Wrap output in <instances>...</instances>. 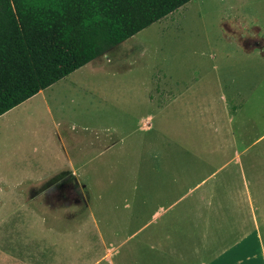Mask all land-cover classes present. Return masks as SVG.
<instances>
[{"label": "rangeland", "instance_id": "1", "mask_svg": "<svg viewBox=\"0 0 264 264\" xmlns=\"http://www.w3.org/2000/svg\"><path fill=\"white\" fill-rule=\"evenodd\" d=\"M57 162L75 170L85 209L54 190L24 204L15 230L53 264H82L88 246L99 258V237L126 240L116 253L135 264H163L200 196L202 221H229L246 194L264 207V0H191L1 116L5 213L6 192L26 199Z\"/></svg>", "mask_w": 264, "mask_h": 264}, {"label": "trees", "instance_id": "2", "mask_svg": "<svg viewBox=\"0 0 264 264\" xmlns=\"http://www.w3.org/2000/svg\"><path fill=\"white\" fill-rule=\"evenodd\" d=\"M191 0H0V116Z\"/></svg>", "mask_w": 264, "mask_h": 264}, {"label": "crops", "instance_id": "3", "mask_svg": "<svg viewBox=\"0 0 264 264\" xmlns=\"http://www.w3.org/2000/svg\"><path fill=\"white\" fill-rule=\"evenodd\" d=\"M163 90L165 91V96L168 97L170 90L167 91L165 88ZM148 98V100L155 102V90H148ZM45 111L47 115H50L48 109L45 108ZM103 133H106V131ZM52 136L54 137V133ZM49 142L48 144L53 148L66 151L59 138L58 144L60 146L57 143L55 144L56 141L54 142L51 137ZM47 147L51 150L49 145ZM77 150L73 154L79 152ZM54 157L57 158L58 155ZM55 165L56 167L50 171L51 176L44 174V177L39 179V183H43L39 184L35 191H30V195L26 199L22 198L20 193H17V189L6 192L11 203V208L6 213L2 205L3 201L0 200V264H29L28 258H30V261L33 258L34 264H48V261L53 264V256H44L41 249L28 252L25 241L20 240L21 238L15 232L16 228L21 226L19 225L20 222L26 217L24 215H27L24 205L27 201L31 202L37 196L51 195L54 190L66 191L64 194L67 196L80 195L82 197L81 206L85 209V196L82 192L84 188L76 186L75 170L71 166L66 167L67 171H63L58 166V162ZM63 185L66 186L65 189L62 188ZM2 187L0 186V195L4 194ZM190 191H186L181 198L187 196ZM34 192L36 194H33ZM249 198V195H244L246 205L235 203L231 206L233 207V215L230 216L229 221L223 218H214L212 215H207V218L204 219L206 221H202L203 214L200 216V211H204L202 206L204 198L200 196L199 202L201 206L192 205L193 207H191L194 211L193 218L189 220H184L186 218H183L178 222L181 237H169L168 250L163 256V264H264V207L262 204L259 208L252 207ZM239 202L242 203V200L240 199ZM256 211L258 215L254 214ZM27 213H29L28 217L30 220H36L33 209H27ZM204 214L206 213L204 212ZM82 217L83 219L86 218L85 215ZM174 227H177V225L168 226V228ZM137 232H133L130 238L135 237L133 235ZM93 241L96 244H100L103 248V254L91 261L90 252L92 247H85L81 259H77L78 261H83L82 264H135L127 257V249L125 252L116 253L118 250H122L123 243L126 240L122 241L116 248L106 247L100 237L93 239ZM113 253H116L117 259L115 262L112 259ZM119 254L120 257L118 259ZM67 264L72 263L68 262Z\"/></svg>", "mask_w": 264, "mask_h": 264}]
</instances>
